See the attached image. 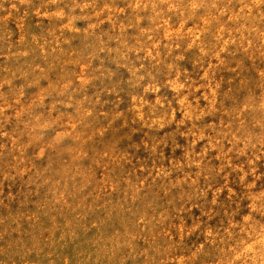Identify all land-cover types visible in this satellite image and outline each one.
I'll return each mask as SVG.
<instances>
[{
    "label": "clouds",
    "instance_id": "1",
    "mask_svg": "<svg viewBox=\"0 0 264 264\" xmlns=\"http://www.w3.org/2000/svg\"><path fill=\"white\" fill-rule=\"evenodd\" d=\"M0 264H264V0H0Z\"/></svg>",
    "mask_w": 264,
    "mask_h": 264
}]
</instances>
